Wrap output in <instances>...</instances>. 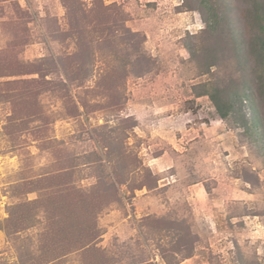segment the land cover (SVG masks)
<instances>
[{"label": "rangeland", "instance_id": "rangeland-1", "mask_svg": "<svg viewBox=\"0 0 264 264\" xmlns=\"http://www.w3.org/2000/svg\"><path fill=\"white\" fill-rule=\"evenodd\" d=\"M243 1L0 0V264H264Z\"/></svg>", "mask_w": 264, "mask_h": 264}, {"label": "trees", "instance_id": "trees-1", "mask_svg": "<svg viewBox=\"0 0 264 264\" xmlns=\"http://www.w3.org/2000/svg\"><path fill=\"white\" fill-rule=\"evenodd\" d=\"M253 1L254 0H246L245 1L246 4L243 1V6L244 7H242V9H241V14L243 15L242 17L245 18V20H249L250 17L252 19V16L254 15V10L252 9V7L258 9V7L260 5L258 2H256V1L253 2ZM252 3H253V5H252ZM261 6H262V9H263V12H264V1H263V5H261ZM248 7H250V8H248ZM262 27H263V25H262ZM262 27H261V29H262ZM261 29H260V33H263V35H264V27H263L262 30ZM252 30H255L254 26H253V28L251 27V31ZM258 34H259V32L251 33V35L253 37L252 43H251V45H252L251 48L253 50L258 48L259 50H257V51L263 55V52H264V37L262 36V38H258ZM260 44H261V47H258ZM259 90L264 92V89L262 87L259 88ZM211 100H212V102H213L218 114L221 116V118H226L228 113H229V106L226 105L227 103L222 102L220 98L215 97V96H212ZM94 239H95V237L93 238V236L90 237V240L81 239L82 241H80L77 244V246L74 247L75 248L74 250H76V252L81 253L84 256L95 245V244H93V242H94L93 240Z\"/></svg>", "mask_w": 264, "mask_h": 264}]
</instances>
